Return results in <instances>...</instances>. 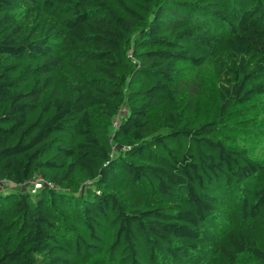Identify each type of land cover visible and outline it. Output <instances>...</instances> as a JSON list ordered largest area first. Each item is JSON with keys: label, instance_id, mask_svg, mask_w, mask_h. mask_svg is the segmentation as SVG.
Listing matches in <instances>:
<instances>
[{"label": "trees", "instance_id": "16d2710c", "mask_svg": "<svg viewBox=\"0 0 264 264\" xmlns=\"http://www.w3.org/2000/svg\"><path fill=\"white\" fill-rule=\"evenodd\" d=\"M258 96L264 0H0V264H264V158L220 134Z\"/></svg>", "mask_w": 264, "mask_h": 264}, {"label": "rangeland", "instance_id": "374dc122", "mask_svg": "<svg viewBox=\"0 0 264 264\" xmlns=\"http://www.w3.org/2000/svg\"><path fill=\"white\" fill-rule=\"evenodd\" d=\"M177 79L178 97L180 106L187 110L186 106L190 105L195 111V115L203 118H209L215 113V84L213 82L210 68L208 65H203L199 68H193L189 65H182L179 69ZM187 81H197V88L192 89L186 85ZM186 85V86H185ZM127 108L120 110L118 116L125 115ZM159 114V109L150 113L156 117ZM115 125V121L111 125ZM220 134L224 135L227 143L237 144L249 148L250 152L256 158H264V96L253 98L250 102L244 105H235L228 111L224 123L220 127ZM121 144L114 145V150H120ZM38 179L31 182L35 187ZM0 187H10L6 183L0 184ZM122 187H126L125 182L117 185L116 191H121ZM133 202L137 204L148 205L154 202V197L148 189L141 188L135 191ZM154 204V203H153ZM245 264H257L252 260H245Z\"/></svg>", "mask_w": 264, "mask_h": 264}, {"label": "built area", "instance_id": "2783aa9c", "mask_svg": "<svg viewBox=\"0 0 264 264\" xmlns=\"http://www.w3.org/2000/svg\"><path fill=\"white\" fill-rule=\"evenodd\" d=\"M51 186V185H50ZM41 184H40V179H38V183L35 184V188H40Z\"/></svg>", "mask_w": 264, "mask_h": 264}]
</instances>
